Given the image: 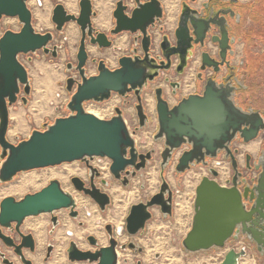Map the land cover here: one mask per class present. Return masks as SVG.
<instances>
[{
    "label": "water",
    "instance_id": "obj_1",
    "mask_svg": "<svg viewBox=\"0 0 264 264\" xmlns=\"http://www.w3.org/2000/svg\"><path fill=\"white\" fill-rule=\"evenodd\" d=\"M136 2L137 7L128 15L125 12L127 5L124 0L118 1L113 12L115 26L110 32L113 36L122 32L139 33L146 53L145 58L123 56L119 59V67L114 69L101 59L98 61L97 74H89L87 70L90 60L87 41L89 39L90 44L99 48L111 47L113 42L106 32L98 30L93 23V17L96 16L93 1L79 0L78 15L70 13L62 3L55 5L52 22L57 32H62L70 22L77 23L81 30L75 66L78 75L70 76L66 81V89L71 94L67 103L69 114L57 117L53 122H46L44 129H34L28 138L20 140L18 137V142L14 143L8 139L10 107L19 99L27 104L28 96L32 92L31 78L20 56L42 50L45 54L58 57L60 46H50L55 39L52 31L36 30L28 0H0V19L17 17L21 24L20 30H6L0 37L1 183L13 181L21 172L84 161L95 156L110 158L111 170L114 173L123 170L132 162L124 158L128 147H132L131 152L134 153L135 141L122 110L117 107L115 116L102 118L87 111L85 103L103 102L108 100L113 92L124 96L129 91H135L140 109V91L149 80L152 81L159 75V70L170 68L172 55L182 56V66L186 65L187 58L183 59V55H187L188 51L194 48L191 32L197 37L194 43L204 46L206 33L212 27L221 25L212 15L214 9H211L209 17L198 18L199 10L184 5L176 29V45L166 50L165 43L171 44L166 35L163 43L166 60L150 68L149 31L156 26V20L161 22L164 5L160 0ZM217 13H220V10ZM222 29L223 38L213 39L221 49L220 60H215L208 52H203V69L209 66L218 71L220 66L230 63L227 60V50L230 47L228 34L224 26ZM73 65L68 63V69H73ZM179 72L182 73L183 69H179ZM242 86L238 76L234 80L228 78L227 83H218L211 78L202 93L190 94L173 107L161 97L159 91L157 92L159 135L166 139V144L172 150L186 143L191 146L190 150L181 155L178 172L187 169L199 153L210 158H217L219 154L224 153L226 158L231 159L234 170L232 180L227 181L228 185L208 176H204L198 184L192 225L182 240L187 252L224 248L231 239L238 240L240 235H245L257 245L258 251L264 254V155L257 159L255 166L256 170L262 169L259 176L252 179L240 170L231 148L232 141L238 136L244 142H251L257 140L260 132L264 130V112L252 106L245 109L240 105L236 91ZM248 156L250 157V154ZM247 170L252 171L251 168ZM212 172L214 176H218L216 170ZM73 180L80 179L74 177ZM78 188L82 189L81 186ZM97 191L98 194L91 190H86V193L104 209L108 194L98 189ZM156 197L148 204L132 206L127 218V229L131 235L144 230L147 220L152 216L148 208L160 203L156 202ZM75 206L72 194L63 189L58 179L51 180L42 189L27 193L20 199L6 196L0 202V239L7 241L3 229L10 227L14 222L19 226L27 217L53 213L63 208L74 209ZM73 247L72 245L70 249L72 259L90 260L93 264H117L114 239H111L109 246H103L95 252L72 250ZM245 255L244 247L240 250L230 248L220 264H239Z\"/></svg>",
    "mask_w": 264,
    "mask_h": 264
},
{
    "label": "flooded vegetation",
    "instance_id": "obj_2",
    "mask_svg": "<svg viewBox=\"0 0 264 264\" xmlns=\"http://www.w3.org/2000/svg\"><path fill=\"white\" fill-rule=\"evenodd\" d=\"M118 1L119 0L116 1L114 10L116 9ZM141 1L145 2L147 0H141ZM124 4L127 5V10L125 12L128 15H131L132 11L137 7L136 0H124ZM206 4L207 7H205ZM184 5L199 10L200 14L197 15L198 18L209 17L211 15V9H214L212 15L221 25L212 27L210 31L206 33L204 37V46L194 43V39L197 37L191 32V36L193 37L192 43L194 44V48L190 49L187 55L185 54L183 55V59L187 58L186 65L184 67L182 66L184 62V60H182V56H180L179 54L172 55L170 68L167 70L165 69L159 70V75L156 76L154 80L152 81L149 80L148 83L140 91L141 104H142L140 109H138V105L140 102L138 100V95L135 93V91H129L124 96L113 92L111 94V97L108 99L110 100L114 93L118 94V96L121 98V102H120L121 105H116L114 107L115 113L111 117L116 115L117 107H119L122 110V115L126 121L128 129L132 135V138L135 141L134 153L132 154L131 152L132 147H128L126 152L124 153V158L128 160L130 159V161L132 162L126 165L123 170L114 173L111 170L112 160L110 158L95 156L92 158H87L84 161L82 160L79 161V165L76 168L72 167L76 170L75 173H70L69 172L70 168H68L66 171L62 173H59L60 178H62V180H59L61 185L63 182L65 183V181L68 182V185H66L67 188H64L63 185L62 187L65 191L72 194L76 202V206L74 207V209L63 208L53 213H46L48 214V217L47 219L42 221L28 220L30 217H38V216H30L25 218L19 226L17 225L16 222H14L10 227L3 229V233L7 236V241L0 239V264H48L49 262H51L50 264H53L58 246L63 247L62 254L64 260L62 264H93L90 260L72 259L71 251H70L72 245L74 246L72 250L78 249L83 252H88V251L95 252L103 246H109L111 239H114L116 241L117 264H119V260H120L119 250L125 251L127 249H131L138 252H142L144 248L140 246L136 241L129 239L127 240V242H121L119 240V237L124 236L125 234L131 237L137 235L143 236L146 232L148 223L154 220L155 212H158L161 215L162 219L165 220L173 219V218L175 219L179 208L178 206L179 204H181L182 200L176 201V197L178 195L176 194L175 187L173 186L172 182L167 176V168L172 165V161L176 157V155H179L177 157V162L174 165L175 175L177 177L176 179L177 186H181V181L179 180L178 177H180L182 174H185L187 171L197 166H205L209 174L208 177L215 178L216 180H218L220 177V172L217 169V167L213 164L214 161H216L217 164L220 165L219 166L220 169L222 168L221 165H224V163H226L227 167L231 171V173L230 171H228L230 174L227 173V177L229 175L230 176L227 178L226 184L223 185H228L227 181L232 180V177L234 175V170L232 167L231 159L226 158L224 153L219 154L217 158H210L208 156H204L203 153H199V155L196 157L194 161L190 163L187 169H185L183 172H178L177 166L179 164V159L185 151L191 149V146L190 144L186 143L183 144L180 148L172 150L166 144V139L163 136L159 135L160 124H159L158 111H157V103H158L157 92L159 91L161 97L168 102L170 107H173L176 104H178L184 97L190 94L202 93L207 81L211 78L216 80L218 83H227L228 78H230V80H234V78L238 76L237 69H240L239 63L237 66V63L235 61V57L237 55V45L239 41L243 40L247 42L250 39L251 40L254 39L253 36L254 29L252 28L253 20H250V24H247L248 18L251 19V16L254 12L253 10L254 7L252 3H242L240 0H206L204 2H199V0H184L181 3L179 14L177 15V13H175L173 17V25L177 21L176 27L174 29V39L171 36V32H169L168 30L171 29L173 25L169 26L168 12L166 16V10L164 8V14L161 18V22L156 20L155 22L156 26L154 28H150L149 31L151 35V45L149 49L150 60L148 61L150 68L154 67V65H158L162 60H166V56L163 49L164 38L166 35L168 36V39L170 40L171 44L169 45L165 43V49L170 50L171 47L176 45L177 43L176 29L179 26L182 16V11L184 10ZM219 10L220 13H217ZM115 21L116 20L114 18V23L112 27L106 33L113 42L111 47H115L117 50H120L122 48L120 46L119 47L115 46L114 39L122 33H129V32H122L114 36L111 35L110 31L115 26ZM223 26L227 30L228 39H229L230 47L227 50V60L230 63L229 65L224 64L220 66V69L218 71H215L213 67H209V66H206L203 69L202 68L203 52H208L212 58L218 61L220 60L221 49L219 47V44L214 42L213 39L215 37L223 38V29H222ZM130 34L133 37V40L130 44V50L128 53H124L122 54V56H119L118 64H119V59L123 56H128L132 58L139 57L140 59H143L146 56V53L142 45V37H140L139 33H135V34L130 33ZM88 42L89 39L87 41V44ZM93 46L96 47L98 51L107 50L111 48V47L99 48L96 45ZM88 51L90 53L89 49ZM89 59L91 60L92 65L95 66L96 68V72L92 74H97L98 61L101 60L102 58L93 57L92 59L91 58ZM94 59L97 60L94 61ZM110 60L111 59L109 56L105 57V61L110 68L114 69L119 67V65L112 67V63ZM194 62H196L197 65H194ZM76 64L77 61L73 65L74 68L72 69L74 71L72 75L74 76L78 75V71L75 68ZM192 68H194L193 74L195 73L196 75L195 82L198 89H195L192 93L186 94L183 92L186 86L183 80L179 79V77L183 76L187 69H192ZM179 69L180 70L183 69V72L180 73ZM172 74H175L177 77H172ZM156 82L157 85L153 88L152 93L147 94V90L151 88L150 87L151 84ZM181 92H183L184 94H181ZM236 92L238 93V91ZM108 100H105L103 102H96V101H89V102L101 104ZM127 109L130 110L131 112L132 121L130 123L129 121L126 120ZM154 118L157 120V131L153 134V139L156 142H160V141L162 142L159 151L160 158L157 163L158 184L156 185L155 191L149 197L131 204L128 211V215L125 219L126 221L125 226L117 227L110 221L104 224V228L102 232L106 237L105 244H102L98 236H96V234L92 232H89L85 237L81 238L78 237L74 231L70 229L65 230V228H62V215H67L73 220H79L80 227L85 225V222L80 219L81 212L79 210V203L77 196L81 195L89 199V201H91L96 206V210H98L100 213L108 214L109 208L115 205L113 196L111 195V191L113 190L112 188L113 187L115 188L116 186V189L118 190L119 185L123 187L130 186L131 179L137 177L141 173V171L148 168V166L155 160L154 156L158 152L156 150V146L155 145L149 146L150 143L146 140L144 142L141 141L142 138L140 137L143 130L152 125ZM260 136H262L264 140V130L260 132ZM145 138H149V136L145 135ZM139 140L141 141L142 144H144L142 146L145 147V149L141 148L142 146L139 144L140 142ZM249 143L250 142H244L243 139L240 136H238L232 141L231 148L238 160V163L240 165V170L244 172V169L247 170L248 168H251L252 171L255 172L254 173L255 175L251 176V178L257 179L262 169L260 168L259 170H256L255 166L257 159L260 156L264 155L263 154L264 145L262 146L260 145L258 155L257 157H254L251 154L254 153L258 147L256 144L253 143L251 144V146L245 145ZM248 154H250V157L248 156ZM221 155L223 156V161L219 162L218 159L219 157H221ZM97 161H100V163H97ZM138 166H140L141 168L138 169L137 168ZM213 170H216L218 172V176H214L212 172ZM106 173H108V176ZM74 177H78L80 180L74 181L73 180ZM203 177L204 176H202V178ZM198 184L195 187V191ZM80 186L82 187V189L78 188ZM141 187L143 188L144 185H142ZM97 189L100 190V192L102 193L108 194L107 204L105 205L104 209H102L100 203L95 201L89 194L86 193V190H91L93 193L98 194L99 191H97ZM155 196H157L156 202H160V203L154 204L153 206L148 208L152 216L149 220H147L144 230H140L137 234L131 235L127 229V218L130 215L132 206L141 203L148 204V202L152 201L153 197ZM192 203L194 210V201ZM249 206L250 204H248V207ZM60 233H63L64 237L60 236L59 238L58 235ZM242 237H244L245 242L242 243L243 245H241L239 249L238 246L233 245V247L236 248L237 250H240L242 247L246 249V255L243 256L242 258L248 255L249 248H252L255 252H257L259 256L264 257V254H261L258 251L257 245L253 241L249 240L245 235H240L238 240L231 239L229 242H234V243L240 242L241 241L240 239ZM41 240L43 243L42 246H40ZM63 240H66V242ZM83 243L84 245H82ZM156 257H159V255H157ZM223 258L220 259L219 264L221 263ZM28 261L30 262L28 263ZM137 264H142V262L138 261Z\"/></svg>",
    "mask_w": 264,
    "mask_h": 264
},
{
    "label": "rangeland",
    "instance_id": "obj_3",
    "mask_svg": "<svg viewBox=\"0 0 264 264\" xmlns=\"http://www.w3.org/2000/svg\"><path fill=\"white\" fill-rule=\"evenodd\" d=\"M66 1L67 0H28V6L32 11L33 24L36 30L39 32L52 31L54 33L55 39L50 46L57 44L60 46V50L58 57H53L51 54H45L42 50L32 54H22L20 56L21 61L26 65L28 69L32 82V92L31 95L28 96L27 104H24L22 100L19 99V101L15 105L10 107V117H11L10 128L12 129L13 127H17L19 129V132H22V133L12 134L10 136L9 133L11 134L12 131L14 130V129L13 130L10 129L8 133V139L11 142L14 143L17 142L16 136L18 135L20 139H26L27 137H29L33 129H44V123L53 122L56 117L66 116L69 114V111L67 109V103L71 98V94L66 89V81L70 76H74L72 75L74 71L72 69L69 70L67 65L68 63L75 64L77 61L76 54L81 39V30L77 23L70 22L68 24H71V26L67 24L62 32H57L55 29V25L52 22L53 8L57 3L64 4L66 9L70 13H74L76 15L79 14L80 11L79 0H72L75 6L74 9L70 8L67 5ZM92 1L94 5V10L96 11V16L93 18V23L98 30L107 32L114 23L113 10L115 8L117 0L99 1L102 2V4L103 3L105 4L104 6L105 11L106 13L108 12L107 17L109 24L108 27L105 29L96 25V18L100 14V11L98 7H96V2H98V0H92ZM160 1L164 5V8L166 10V16L168 12L169 26H172L174 14L180 11L181 3L184 0H160ZM202 1L203 0H199V2ZM240 1H242L243 3H252L254 7V13H253L254 18L255 20L258 21V24L255 23L254 31H253L254 33L253 36L255 39L254 41H251V47L248 48L249 51L253 49L252 47H254L253 50H255L256 52V53H252L249 66H247L246 60L242 57V55L246 53L247 44L243 40L239 41L238 43L237 53L238 55L240 54L241 55L240 57L242 58L237 57L235 59L237 66L238 63L240 66V69H237V74L243 86L241 87V89L238 90L237 99L240 105H242L245 109L251 107L252 105L254 107H259V106L262 107L264 106V27H263L264 16H262V14L259 13L258 11H262L264 13V0H240ZM38 11L39 14L43 15L44 19L47 20L48 22L47 25L39 24L37 19ZM175 24L176 23H174L171 29H168L169 32H171V36L173 39H174ZM70 27L72 28L71 30ZM9 29L15 31L21 29V24L17 17H3L0 19V37L3 35V33L6 30ZM116 38L114 40L124 38L123 40L124 45L122 44V46H120L122 47V49L120 50H117L115 47H111L107 50L98 51L96 47H94L88 42L87 48L88 49H90V47L94 48V52L90 51L92 55L89 53L90 58L92 59L93 57H95V58H102L105 60V57L109 56L111 60H114L112 66H118L119 56H122V54L129 52L130 44L133 40V37L130 33H122ZM115 46L119 47L116 43ZM194 65H197V63L194 62ZM87 69L89 74L96 72V68L95 66L92 65L91 60L88 62ZM193 70L194 68L187 69L185 74L179 77V79L183 80L186 86L183 91L184 93L187 92V90L189 91V85L196 81V75L195 73L193 74L194 72ZM245 70L247 71V74ZM172 77H177V76L175 74H172ZM36 84H38L39 86ZM40 85L42 86V88ZM156 85L157 82L151 84L150 86L151 88L147 90V94H151L153 88ZM195 89H198V87L196 86ZM183 92H181V94H184ZM120 102H121V98L118 96V94L114 93L112 98L104 103L101 104L94 102L85 103V108L86 110L101 109L102 111L104 109L105 112L104 113L102 112L101 115L100 114L98 115H100L102 118H110L115 113L114 107L116 105H121ZM126 120L129 121V123L132 121L131 112L128 109L126 111ZM156 131H157V120L154 118L152 125L144 129L140 135V137L142 138L141 141L144 142L146 140L150 143L149 146H154V145L156 146V150L158 152L154 156L155 160L148 166V168L141 171V173L137 177L131 179L130 186L123 187L119 185V195H121V200L122 202L124 201L125 203L126 202L127 203L125 205L122 204L124 206V209L119 211L118 219L121 220L112 221V223L117 227L125 226L126 224L125 219L128 215V211L131 204L149 197L156 189V185L158 184L157 163L160 158L159 151L162 145L161 141L156 142L153 139V134ZM145 135L149 136V138H145ZM141 141L139 142V144L142 146L144 144H142ZM256 143L261 146L264 145V140L262 136H260L257 139ZM141 148L145 149V147L143 146ZM0 152H1V147H0ZM178 156L179 155H176V157L172 161V165L167 168V176L172 182L173 186L175 187L176 194L178 195L176 197V201L182 200L181 204H179L178 206L179 208L175 219L174 218L168 220L162 219L161 215L158 212H155V218L154 220L148 223L146 232L143 236L137 235L131 237L128 236L127 234H125L124 236H120L119 240L121 242H127V240L131 239L133 241H136L140 246H142L144 250L142 252H138L131 249H127L125 251L119 250V257H120L119 264H137L138 261H141L142 264H219L220 259L223 258V256L228 252V250L231 247H233V245L238 246L239 249V247L243 245L242 243L245 242L244 237H242L240 239L241 240L240 242H235V243L228 242L226 247L224 248L215 247V248H211L210 250L199 251L196 253L187 252L183 248L181 241L191 227L192 216L194 213L192 202L194 201L196 195L195 187L201 180L202 176H209V174L205 166L194 167L193 169L187 171L185 174H182L180 177H178L179 180L181 181V186H177L176 185L177 177L175 175L174 165L177 162ZM218 161L219 162L223 161L222 155L221 157H219ZM97 163H100V161H97ZM213 164L217 167V169L220 172L221 177L219 178H221L222 182L226 184L224 179L227 177V173H229L228 171H230L226 163H224V165H221L222 166L221 169L219 168L220 165H218L216 161H214ZM78 165H79V161H75L73 163H64L53 167L21 172L18 175H16L13 181L7 183L0 182V202L6 196H14L17 199H20L24 197L27 193L36 192L42 189L44 186L48 185L51 179L62 180V178H60L59 176V173L66 171L70 167L76 168ZM0 167H1V159H0ZM244 172L245 174L250 176L255 175L254 171L248 172V170L244 169ZM54 173L56 174L54 175ZM30 179H32V181ZM62 185L64 188H67L66 185H68V182L65 181V183L64 182L62 183ZM142 185H144L143 188L141 187ZM11 187H14L13 193H7L9 188L13 189ZM77 199L79 203V210L81 212L80 219L85 222V225L80 227L79 220H73L69 216L62 215L61 213L62 228H65V230L70 229L74 231L76 235L81 238L85 237L89 232L92 231L96 233L100 232V234H102L104 224L110 221L109 217L111 218V216L113 217L115 216L114 215L115 207L111 206L109 208V215H108L105 213H100L98 210H96V206L91 201H89V199L81 195L77 196ZM47 217L48 214H41L38 217H30L28 220L42 221L47 219ZM92 221H94V223H92ZM94 224L95 226H93ZM92 227L95 228L92 229ZM60 234L63 236V233ZM63 241L66 242V240ZM100 242L102 244H105L106 237L104 241H100ZM248 250H249L248 255L242 259L240 264H264L263 256H259L257 252H255L252 248H249ZM62 251H63V247L58 246L55 257H57L58 255L63 256ZM157 255H159V257H156Z\"/></svg>",
    "mask_w": 264,
    "mask_h": 264
},
{
    "label": "bare ground",
    "instance_id": "obj_4",
    "mask_svg": "<svg viewBox=\"0 0 264 264\" xmlns=\"http://www.w3.org/2000/svg\"><path fill=\"white\" fill-rule=\"evenodd\" d=\"M100 0H98V2H96V7H98V9H99V11H100V14L98 15V17L96 18V25L97 26H99V27H101V28H107L108 27V24H109V22H108V17H107V14H108V12L106 13V11H105V8H104V6H105V4L103 5L102 4V2H99ZM104 1V0H103ZM67 2V5L70 7V8H72V9H74L75 8V6H74V2L72 1V0H67L66 1ZM108 2V1H107ZM108 5V4H107ZM37 14V13H36ZM38 18V22H39V24H42V25H47L48 24V22H47V20H45L44 19V16L43 15H40L39 14V11H38V16H37ZM47 19V18H46ZM73 24V23H72ZM68 25H70L71 26V24H68ZM72 26H74V25H72ZM68 27V26H67ZM72 28L70 27V30H71ZM75 29V28H74ZM72 32V31H71ZM70 33V32H69ZM73 34V33H72ZM69 36V35H68ZM71 36V35H70ZM74 36H75V34H74ZM126 36V35H125ZM124 37V36H123ZM70 38V37H69ZM68 38V39H69ZM73 38H75V37H73ZM119 38V37H118ZM117 39V38H116ZM127 39V38H126ZM70 40V39H69ZM124 38L122 39V38H120V39H118V40H115L116 42V44L118 45V46H122V44L124 43ZM73 41V40H72ZM127 42V41H126ZM124 45V44H123ZM122 48V47H121ZM90 51H92V52H94V48L93 47H90V49H89ZM113 58V57H112ZM111 61V63L113 64L114 63V60H110ZM40 83V82H39ZM38 83V84H39ZM38 84H36V85H38ZM41 84V83H40ZM39 86V85H38ZM41 86V85H40ZM41 88H42V86H41ZM39 89V88H38ZM40 91V90H39ZM45 92V91H44ZM35 104H36V102H35ZM150 105H151V103H150ZM40 108V107H39ZM36 109V108H35ZM42 109V108H41ZM87 111H89V112H91V113H93V114H95V115H97V116H99V117H101L100 115L102 114V112L104 113L105 111H104V109H103V111L101 110V109H97V110H87ZM100 111H101V113H100ZM108 113V112H107ZM98 114H100V115H98ZM18 116H19V114H18ZM21 116V115H20ZM22 117V116H21ZM37 117H39V116H37ZM17 118V117H16ZM18 119V118H17ZM17 119H16V121H17ZM15 123V122H14ZM21 124V123H20ZM23 126V125H22ZM14 128V127H13ZM26 128V127H25ZM24 128V129H25ZM11 129V128H10ZM9 129V130H10ZM20 129H22V128H20ZM12 130V129H11ZM16 130H17V128H16ZM14 131V130H13ZM13 131H12V133H13ZM12 133L10 134L9 133V135L11 136L12 135ZM70 171V173H75L76 172V170L74 169V168H72V167H70V169H69ZM108 172V171H107ZM56 173H54V175H55ZM107 175H108V173H106ZM31 181H32V179H30ZM67 182V181H66ZM26 183H28V182H26ZM25 183V184H26ZM25 187V186H24ZM11 188H13V189H10L9 188V190L7 191V193H13V191H14V187H11ZM17 188V187H16ZM19 188H20V186H19ZM23 188V187H22ZM112 188V187H111ZM113 190L111 191V195L113 196V199H114V202H115V205H114V217L113 216H111V218L109 217V219H110V222H112V221H118V220H121V219H118L119 218V211L120 210H123L124 209V206L122 205V204H126L124 201L122 202V200H121V195H119V189L117 190L116 189V186H115V188L113 187L112 188ZM5 191V190H4ZM16 191H18V190H16ZM5 194V193H4ZM127 200V199H126ZM122 202V203H121ZM108 215H109V213H108ZM111 215V214H110ZM112 217H113V219H112ZM121 217V216H120ZM92 223H94V221H92ZM38 226V225H37ZM37 226H35V227H37ZM40 226V225H39ZM70 226V225H69ZM93 226H95V224L93 225ZM90 227H91V225H90ZM89 227V228H90ZM88 228V229H89ZM95 228V227H94ZM93 227H92V229H94ZM37 229V228H36ZM35 229V230H36ZM41 231H42V229H41ZM79 231V230H78ZM97 231H99V230H97ZM41 233V232H40ZM92 233H94V234H96V236H98V238L100 239V241H104L105 240V235H104V233L102 232V234H100V232H93L92 231ZM78 234V233H77ZM80 234V233H79ZM60 236L61 237H64V236H62L61 234H59L58 235V237L60 238ZM82 242V241H81ZM84 242V241H83ZM85 243V242H84ZM84 243L82 244V245H84ZM42 240H41V243H40V246H42ZM37 260V259H36ZM41 260V259H40ZM63 260H64V258H63V256L62 255H58L57 257H54V261H53V264H62L63 263ZM39 261V260H38ZM250 261V260H249ZM248 261V262H249ZM245 262V261H244ZM251 262V261H250ZM51 262H49L48 264H50ZM246 263V262H245Z\"/></svg>",
    "mask_w": 264,
    "mask_h": 264
},
{
    "label": "crops",
    "instance_id": "obj_5",
    "mask_svg": "<svg viewBox=\"0 0 264 264\" xmlns=\"http://www.w3.org/2000/svg\"><path fill=\"white\" fill-rule=\"evenodd\" d=\"M204 1H206V0H203L202 2H204ZM242 2V1H241ZM243 3V2H242ZM254 13V12H253ZM179 14V12L177 13V15ZM250 20H253V22H252V28L254 29V26H255V23L256 24H258V21L257 20H255V18H254V14H252V16H251V19L250 18H248V22H247V24H250ZM176 23V22H175ZM257 26V25H256ZM263 26V25H262ZM175 27H176V24H175ZM264 27V26H263ZM255 39V38H254ZM254 39H250V40H248L247 42H246V47H247V49H246V53L245 54H243L242 55V57L246 60V64H247V66H249V62H250V59H251V56H252V53H256L255 52V50H253L254 49V47H252L251 49L252 50H249L248 51V48H250L251 47V41H254ZM253 43H256V42H253ZM117 47V46H116ZM237 49H238V45H237ZM238 52V51H237ZM241 55L239 54L238 55V53H237V55H236V57L235 58H237V57H240ZM242 57H240V58H242ZM235 61H236V59H235ZM244 61V60H243ZM112 67H114V66H112ZM246 71V70H245ZM246 74H247V71H246ZM30 76V75H29ZM32 83V82H31ZM196 85V82H194V83H191L190 85H189V91L187 90V92H185L186 94H189V93H192L194 90H195V86ZM253 106V105H252ZM254 107V106H253ZM254 108H256V109H259V110H262V111H264V106H262V107H254ZM11 118V117H10ZM57 118V117H56ZM55 118V119H56ZM11 125V124H10ZM10 125H9V129H10ZM44 125H45V123H44ZM16 128L17 127H14V128H12V130L14 129V131H13V133L12 134H17V133H22V132H19V129L17 128V130H16ZM9 129H8V133H9ZM34 130V129H33ZM32 130V131H33ZM32 131H31V133H32ZM30 136V135H29ZM19 137V135L18 136H16V140H17V142H18V138ZM20 138V137H19ZM28 138V137H27ZM21 140V139H20ZM256 141L257 140H254V141H251L249 144H245V145H250L251 146V144L253 143H256ZM17 142H15V143H17ZM256 145H257V149L255 150V152L254 153H252L251 155H253L254 157H257V155H258V153H259V149H260V145H258L257 143H256ZM221 177V176H220ZM227 178L228 177H226L224 180H225V182H226V180H227ZM222 184H225L224 182H222V180H221V178H219L218 179ZM242 259L243 258H241L240 259V261H242Z\"/></svg>",
    "mask_w": 264,
    "mask_h": 264
},
{
    "label": "trees",
    "instance_id": "obj_6",
    "mask_svg": "<svg viewBox=\"0 0 264 264\" xmlns=\"http://www.w3.org/2000/svg\"><path fill=\"white\" fill-rule=\"evenodd\" d=\"M253 10H254V9H253ZM257 11H258V10H257ZM257 11H256V12H257ZM258 12L261 13L262 16H264V13H263L262 11H258ZM259 13H258V14H259ZM263 19H264V17H263ZM253 34H254V33H253Z\"/></svg>",
    "mask_w": 264,
    "mask_h": 264
}]
</instances>
